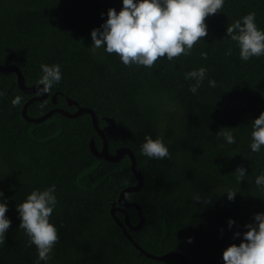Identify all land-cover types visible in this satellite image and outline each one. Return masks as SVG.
Masks as SVG:
<instances>
[{"label": "trees", "instance_id": "trees-1", "mask_svg": "<svg viewBox=\"0 0 264 264\" xmlns=\"http://www.w3.org/2000/svg\"><path fill=\"white\" fill-rule=\"evenodd\" d=\"M122 7L123 0H0V64L16 65L28 86L43 75L42 64L60 65L62 80L48 98L28 105L29 117L84 106L95 111L101 128L109 126L107 118L114 121L115 131H106L109 152H134L144 183L126 199L141 206L145 223L129 230L131 240L111 212L113 204L120 206V193L138 183L131 157L115 162L92 152L91 140L98 150L103 141L89 113L25 119L22 110L33 95L19 87L15 72L0 69V201L12 222L0 264L179 263L177 256L151 258L135 242L157 256L180 253L185 264L212 258L224 264V250L240 244L245 226L264 213V185L256 184L264 175V146L259 152L250 147L254 120L264 112V56L243 61L237 42L227 37L228 25L248 13L264 30V0H225L221 12L206 18L208 35L190 55L158 60L152 68L125 66L118 55L92 46V30L101 28L109 9ZM201 67L207 75L193 94L195 81L185 74ZM213 79L216 86L210 87ZM17 95L22 103L13 107ZM67 97L79 105H69ZM224 127L235 143L217 136ZM146 135L161 138L170 157L143 155ZM239 166L246 169L241 183ZM53 185L57 204L50 222L59 240L50 259L41 261L19 228L17 204ZM229 189L238 191L234 200ZM126 210L138 224V209ZM115 216L124 222V212L115 210Z\"/></svg>", "mask_w": 264, "mask_h": 264}, {"label": "clouds", "instance_id": "clouds-1", "mask_svg": "<svg viewBox=\"0 0 264 264\" xmlns=\"http://www.w3.org/2000/svg\"><path fill=\"white\" fill-rule=\"evenodd\" d=\"M224 3L225 0H123L119 12L115 8L109 9L108 18L101 28L92 30V46L94 49L103 47L107 53L118 55L125 66L135 64L152 68L158 60L167 58L171 61L182 55H190L194 46L208 35L206 18L221 12ZM255 20V13H248L227 27V37L237 42L243 61L264 56V30L258 28ZM228 54H231V50ZM202 56L206 59L207 53H202ZM41 69L43 75L37 84L43 87L38 90L44 94L50 93L53 85L62 80L60 65L42 64ZM206 75L207 70L203 67L185 74L186 80L195 81L189 89L193 94L198 92ZM209 86L215 87L216 81L209 80ZM21 103L22 97L19 95L12 100L13 107ZM222 129L217 136L223 137L229 144L235 143L232 132L226 130L227 127ZM251 137V150L259 152L264 146V112L254 120ZM141 153L156 159L170 157L163 140L151 135H146ZM235 173L238 183H241L246 169L239 166ZM256 184L264 185V175L257 177ZM225 192L229 200H234L238 191L229 189ZM54 193V185L43 191L33 190L23 202L17 204L21 219L19 228L36 246L41 261L50 259V253L59 240L58 230L50 222L57 204ZM3 195L0 191V197ZM194 200L201 202L199 195ZM7 211L8 205L0 201V246L6 243V233L12 223L6 215ZM255 222L245 226L248 231L243 233L240 244H232L224 250V264H264V213H256ZM233 223L230 221L229 226ZM235 235L240 236V233Z\"/></svg>", "mask_w": 264, "mask_h": 264}, {"label": "water", "instance_id": "water-1", "mask_svg": "<svg viewBox=\"0 0 264 264\" xmlns=\"http://www.w3.org/2000/svg\"><path fill=\"white\" fill-rule=\"evenodd\" d=\"M11 57V56H10ZM0 69L4 70V71H9V72H15L17 74V82L19 87L26 93L33 95L32 98H30L24 105L23 110H22V115L25 119H27L28 121H34V122H41L45 119H47L48 117H50L53 112H60L62 114H64L67 117H77L80 116L84 113H89L93 119V124L96 128V131L98 132V134L101 136L102 141H103V146L101 150L97 149V146L95 145L94 140L92 139L90 142V148L92 150V152L99 158H105L107 160H111V161H119L122 157H124V155H128L131 157V168L132 171L136 177V179L138 180V183L132 186H128L126 187L121 193L120 196L118 198V203L120 204L119 207H116L115 204H113L112 207V214L115 218V220L117 221V223L123 228L124 232L127 234V236L131 239V235L129 234V230H138L140 229L144 223H145V218L143 216V210L141 208V206L135 202L132 201H128L126 199V194L128 193H134L137 192L139 190H141L143 183H144V178L143 175L140 171L137 170V161H136V157L134 152L132 151L131 148L129 147H122L119 148L116 152V154H110L109 152V145H108V139H107V135H106V131L113 133L115 131V124L114 121L111 118H107L106 121L109 123L110 128L107 127H103L101 128L99 125V120L97 117V114L95 113V111L89 107H84V106H78L77 110L75 112H69L65 109H61V108H54L51 111H49L48 113H46L43 116H39V117H29L27 110H28V105H30V103H32L34 100H43L45 98H48L49 93H42L40 92L38 89L43 87V86H38V84L35 85H31L28 86L25 83V78L22 74V72L20 71V69L16 66V65H7V66H3L0 64ZM39 93H42L39 95ZM56 97L57 95L54 94L52 96L53 101L56 103ZM67 101L69 105H79L77 103V101L67 97ZM112 122V123H111ZM127 207H135L138 209L139 211V215H140V221L138 224L134 225L131 223L129 215L127 213L126 208ZM115 210H120L122 212L125 213V219L124 222H122L117 216H115ZM127 226V227H126ZM135 245L143 252L145 253L147 256L154 258V259H166L168 257L171 256H177V258H179V263L178 264H185V258L182 254L180 253H170V254H165V255H161V256H157V255H153L152 253H149L147 251H145L142 247H140L136 242ZM223 264L221 260L217 259V258H212L207 260L206 262H204L203 264Z\"/></svg>", "mask_w": 264, "mask_h": 264}, {"label": "flooded vegetation", "instance_id": "flooded-vegetation-1", "mask_svg": "<svg viewBox=\"0 0 264 264\" xmlns=\"http://www.w3.org/2000/svg\"><path fill=\"white\" fill-rule=\"evenodd\" d=\"M61 109H63V108H61ZM107 128H110V125Z\"/></svg>", "mask_w": 264, "mask_h": 264}]
</instances>
